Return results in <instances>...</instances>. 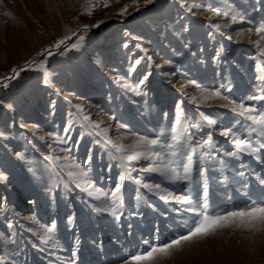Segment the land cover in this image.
Wrapping results in <instances>:
<instances>
[{
	"label": "rangeland",
	"instance_id": "1",
	"mask_svg": "<svg viewBox=\"0 0 264 264\" xmlns=\"http://www.w3.org/2000/svg\"><path fill=\"white\" fill-rule=\"evenodd\" d=\"M261 27L264 0H0V264H126L186 234L192 207L264 202V137L247 119L264 116L248 99L264 94ZM178 111L177 157L132 147L162 128L171 143ZM189 154L190 182L165 174L171 159L183 176ZM161 264H264V231L224 229Z\"/></svg>",
	"mask_w": 264,
	"mask_h": 264
},
{
	"label": "snow or ice",
	"instance_id": "2",
	"mask_svg": "<svg viewBox=\"0 0 264 264\" xmlns=\"http://www.w3.org/2000/svg\"><path fill=\"white\" fill-rule=\"evenodd\" d=\"M95 4L89 3L86 5L87 10L89 11L95 7ZM107 7V3L104 4ZM190 10V9H189ZM126 11V9H125ZM5 16L10 15L9 13L5 12ZM217 31H219V26H217ZM257 34L260 35L264 33V27L258 28L256 30ZM261 39L264 40V35L261 36ZM62 43V41L60 42ZM59 45H57L58 47ZM261 56H264V48L261 49L260 52ZM139 63V61H137ZM15 72V70H13ZM257 71L262 72L264 69H261L259 65L257 66ZM147 77H145V80ZM258 79L264 81V76H259ZM261 93H264V88H261ZM215 96H220L219 92L213 93ZM227 99L226 97H222ZM248 99L254 101H262L264 100V94L261 95H254L250 96ZM179 108V106H177ZM238 109L241 110V114H249L255 111L252 107H245L243 104L237 106ZM237 108L233 110L236 111ZM182 113L177 112L175 118V127L171 128V143H167V137L165 136V130L162 128L160 129V136L153 139H148L145 137H141L138 145H133L132 147L136 146H154V145H162L163 147L170 150V155L172 157H177L180 149H181V138L185 137V125H182L181 121ZM85 119H88L85 117ZM248 120H251L254 124L259 125L258 129H251L250 131L259 132V136L264 137V116L262 117H255L252 115L247 116ZM208 123H214L213 121H208ZM230 134L229 131L221 132V135L228 136ZM235 137V143L238 149L243 151L245 148L251 149L254 153L257 151L256 148H253L251 143L239 138L238 135L232 133ZM187 139H191L190 136ZM206 143L211 146L212 141L211 137H209ZM187 145H183L186 147ZM116 151L123 152L125 151V147L123 145H117ZM203 147V145H201ZM259 148L264 149V142L259 143ZM235 155V153H233ZM138 157L136 155H129L127 156L128 160H134ZM157 159H159V154L157 153ZM188 163L183 164V171L184 175L180 176L176 174V169L172 167L173 161L170 159L166 164L163 165V171L165 174L170 175L172 178L177 180H187L190 182L191 180V162L192 156L189 154L186 157ZM77 169H79V165H75ZM149 171L156 172L161 171V168L153 167L150 168ZM70 178L73 177H86L88 175L87 172L80 170L77 173H73L69 171L68 173ZM121 180L124 179L123 176L120 178ZM264 183V180L261 181ZM144 187H148V185H144ZM121 192V186L117 184L115 190L111 193L112 201L115 203L119 200V194ZM206 195V193H205ZM178 200H183L185 203L192 204V201L189 199L188 196L176 197ZM100 209H98L99 211ZM194 213L198 214V219H195L190 227H188L187 233L178 235L176 238L171 239L169 242L166 243H158V244H150L146 249L141 251H137L134 254H130L129 259L127 260L126 264H161L162 261L167 260L170 258L174 251L180 249L183 245H191L194 242H199L204 240L207 237L215 236L221 230L224 229H238L241 231H251L253 233H259L264 231V202H256L251 201L247 203L244 207L232 208L231 210H225L216 212L215 214H211L207 209V204L205 203L200 208L192 207L189 209ZM112 214L116 215L115 209L112 210ZM119 217L117 216V219Z\"/></svg>",
	"mask_w": 264,
	"mask_h": 264
},
{
	"label": "bare ground",
	"instance_id": "3",
	"mask_svg": "<svg viewBox=\"0 0 264 264\" xmlns=\"http://www.w3.org/2000/svg\"><path fill=\"white\" fill-rule=\"evenodd\" d=\"M241 150L240 149H237V152H240ZM257 162V157L254 159V161H253V164H255ZM149 205V204H148ZM152 206V205H151ZM117 243H118V241H117ZM45 263H47V264H49L50 262H45Z\"/></svg>",
	"mask_w": 264,
	"mask_h": 264
}]
</instances>
